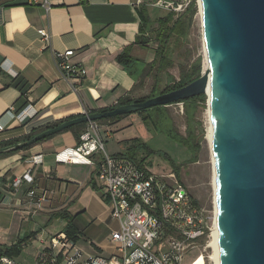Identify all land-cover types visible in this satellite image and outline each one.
<instances>
[{"label": "crops", "instance_id": "1", "mask_svg": "<svg viewBox=\"0 0 264 264\" xmlns=\"http://www.w3.org/2000/svg\"><path fill=\"white\" fill-rule=\"evenodd\" d=\"M44 1L0 0V143L111 107L125 96L140 97L142 88L153 83V76L146 75L139 85V79L130 76L117 60L136 41L142 23L140 9L149 12V4L137 5L138 0ZM40 29L49 33L48 39ZM155 47V42L135 44L132 52L149 63ZM68 49L75 50L71 59L88 70L77 89L62 77L55 60L56 52ZM168 107L180 132L185 133L184 105L183 110L179 102ZM23 113L27 117L22 121L19 115ZM124 117L102 124L107 150L114 155L128 154L111 126ZM116 137L120 146L111 144ZM79 139L74 130L62 131L28 149L0 155V247L18 245L20 249L18 255L8 256L36 264L50 238L64 232L70 219L80 234L76 242L86 255L110 256L116 251L112 232L119 222L103 197L95 166L57 159L60 150L76 145ZM29 169L34 182L23 181L15 187L14 179ZM31 189H36L34 197L29 194ZM43 191L50 196L40 201ZM53 219L65 221L61 230L48 229Z\"/></svg>", "mask_w": 264, "mask_h": 264}, {"label": "water", "instance_id": "2", "mask_svg": "<svg viewBox=\"0 0 264 264\" xmlns=\"http://www.w3.org/2000/svg\"><path fill=\"white\" fill-rule=\"evenodd\" d=\"M200 9L209 66L199 78L144 101L64 120L0 151L77 123L209 95L220 264H264V0H199Z\"/></svg>", "mask_w": 264, "mask_h": 264}, {"label": "built area", "instance_id": "3", "mask_svg": "<svg viewBox=\"0 0 264 264\" xmlns=\"http://www.w3.org/2000/svg\"><path fill=\"white\" fill-rule=\"evenodd\" d=\"M191 1L138 0L137 5L149 4L181 13ZM40 32L44 38H49L45 29H40ZM74 53L73 49L56 52L55 60L62 77L77 89L88 70L82 62L71 59ZM179 105L183 110V102ZM26 115L23 113L19 117L23 121ZM57 159L95 166L103 197L112 217L119 222V228L112 232L116 251L110 256L89 254L84 257L85 253L77 242L60 232L50 238V245L39 253L36 264H184L187 252L199 247L200 240H204L203 251L189 264H196L200 257H204L203 264H206L207 256L216 264L211 244L216 214L213 218L207 215L175 174H172L176 178L175 183L171 184L151 173L143 161L109 153L102 124L98 121L88 122L79 142L60 150ZM34 163H42V160L34 159ZM23 181L34 182L31 169L15 178L13 184L19 187ZM29 194L34 197L36 189H31ZM49 196L50 193L43 191L39 200L44 201ZM207 249H211L210 255H206ZM0 264L25 263L0 254Z\"/></svg>", "mask_w": 264, "mask_h": 264}, {"label": "trees", "instance_id": "4", "mask_svg": "<svg viewBox=\"0 0 264 264\" xmlns=\"http://www.w3.org/2000/svg\"><path fill=\"white\" fill-rule=\"evenodd\" d=\"M197 11L198 5L196 0H192L188 4L187 8L181 13H176L175 11H166L163 15L158 16L156 19H152L146 8L140 9L142 18V23L140 25V34L138 35L134 43L126 46L124 50L120 54H118L117 60L120 64L126 67L130 76H132L135 80L139 79V85H143L146 75H152L154 80L152 93L148 96L137 98L132 96L122 97L119 99L117 104L102 109L100 110V112L114 109L116 106L121 104L144 101L148 97L179 88L200 77L201 58H197L196 60H194L188 70H185L183 68L181 76L178 80L168 70L174 64L172 53L174 52L175 48L178 47L182 42L186 41L191 34ZM154 22H156V25H153ZM150 42L156 43L155 57L151 62L146 63L135 56V54L132 52V48L135 44L146 45ZM163 71L166 72L168 81L165 82L166 86L161 88V85L164 81L162 80L160 73ZM178 102H183L184 104V115L186 122L185 133L180 132L168 105L156 106L150 109L138 111L137 113H140L143 119L148 122L158 133H165L177 143L186 146L192 154V157L189 161L193 162L198 160L205 134L203 122L198 119V112L200 109H202L203 105H205L206 94H200L198 96L190 97ZM126 115L128 114L101 118L96 121L103 124L109 120L121 118ZM58 123L59 122L48 124L47 126L40 128L39 131L54 127ZM87 124L88 122L77 123L66 128L63 131L74 130L76 132V135L80 138L79 134L82 130H84ZM36 133L37 130L23 136L22 139H12L2 142L0 143V148L3 146L15 145L18 142L28 140ZM53 135H50L47 138H50ZM45 139H42L37 143ZM32 145L33 144H29L20 148L10 149L8 151H0V155L7 152L28 149ZM125 146L127 147L126 150L128 151V154H126V156L133 159H138L136 152L144 150V148L150 150V147L139 139L137 141L129 142L128 144H125ZM58 215H62V213L59 212ZM63 216L67 219L71 218L65 213L63 214ZM64 232L75 242L80 239V234L75 231V227L71 222V219L68 222V225ZM0 251L2 255L10 256L18 255L20 253L18 245H11L5 248L0 247Z\"/></svg>", "mask_w": 264, "mask_h": 264}, {"label": "rangeland", "instance_id": "5", "mask_svg": "<svg viewBox=\"0 0 264 264\" xmlns=\"http://www.w3.org/2000/svg\"><path fill=\"white\" fill-rule=\"evenodd\" d=\"M196 2L198 5V11L195 15L191 34L186 41L182 42L175 48L172 53L174 64L168 69L177 80L180 78L183 68L188 70L192 62L197 58H201V71L206 63L202 19L198 16L200 13L199 1L197 0ZM166 11L165 8L158 6L150 5L149 7V13L153 19L164 14ZM160 75L163 81H168L166 72L163 71ZM153 83L150 86L146 85L142 88V94L140 97H143L144 95L148 96L152 93ZM165 86L166 83L163 82L161 88ZM198 119L203 122L205 134L198 160L193 162L189 161L192 154L186 146L181 144L178 145V143L165 133L155 132L151 128V125L143 119L140 113L135 112L128 114L119 122H116L111 126L115 129V133L118 134V137L123 139V146L129 142L137 141L138 139L146 143L150 147V150L144 148V150L136 152L138 156L137 158L144 162L151 173L158 175L168 183H175L176 178L177 180H181L183 184L190 188L189 190L193 199H195L197 203L206 210L207 215H210L211 218H213L215 214L214 165L208 139L209 111L207 95L205 105H203L202 109L198 112ZM182 130L185 129L182 128ZM113 142L120 146L117 137L116 140H111V144ZM36 143H33V145ZM172 174H175L174 176H176V178L172 177ZM64 224L65 221L63 219H53L48 225V229L52 232H56L61 230ZM45 233H48V231L46 230ZM203 243L204 240L198 241L197 246L199 247L192 248L187 252L184 264H189L200 252L203 251ZM205 253L206 255H210L212 253L211 249H207ZM86 256L87 255L84 254V257ZM207 257L208 260L206 258V264H214L209 256Z\"/></svg>", "mask_w": 264, "mask_h": 264}, {"label": "bare ground", "instance_id": "6", "mask_svg": "<svg viewBox=\"0 0 264 264\" xmlns=\"http://www.w3.org/2000/svg\"><path fill=\"white\" fill-rule=\"evenodd\" d=\"M198 16H200V19H202V12H201V9H200V13L198 14ZM204 41V39H203ZM204 50H205V47H204ZM205 64H204V67L205 68H208L207 65L209 66V63H208V59H207V56H206V51H205ZM208 92L210 93V89L208 90ZM208 98H209V95H207ZM208 111H209V108H208ZM210 116V114H209ZM208 139H209V145H210V150H211V145H212V126H211V122H210V117H209V126H208ZM212 162H213V165H214V161H213V158H212ZM213 172H214V166H213ZM215 184H216V181H215V173H214V188H215ZM215 214H216V207H215ZM215 222H216V227H214L213 229V241L211 242V244L213 245L214 247V252H213V260L216 262V264H220V251H219V247H218V238H219V230L217 228V221H216V218H215ZM204 262V257H200L196 264H203Z\"/></svg>", "mask_w": 264, "mask_h": 264}]
</instances>
